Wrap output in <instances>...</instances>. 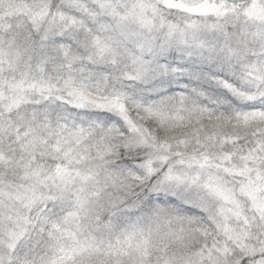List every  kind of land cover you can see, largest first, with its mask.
<instances>
[{
	"label": "snow or ice",
	"instance_id": "obj_1",
	"mask_svg": "<svg viewBox=\"0 0 264 264\" xmlns=\"http://www.w3.org/2000/svg\"><path fill=\"white\" fill-rule=\"evenodd\" d=\"M0 264H264V0H0Z\"/></svg>",
	"mask_w": 264,
	"mask_h": 264
}]
</instances>
